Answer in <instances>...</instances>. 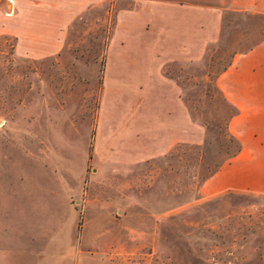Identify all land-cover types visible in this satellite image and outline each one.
Listing matches in <instances>:
<instances>
[{"label":"rangeland","instance_id":"1","mask_svg":"<svg viewBox=\"0 0 264 264\" xmlns=\"http://www.w3.org/2000/svg\"><path fill=\"white\" fill-rule=\"evenodd\" d=\"M262 23L120 45L111 0L55 53L0 33V264H264V194L199 192L237 149L216 77Z\"/></svg>","mask_w":264,"mask_h":264},{"label":"crops","instance_id":"2","mask_svg":"<svg viewBox=\"0 0 264 264\" xmlns=\"http://www.w3.org/2000/svg\"><path fill=\"white\" fill-rule=\"evenodd\" d=\"M110 1L10 0L0 33L14 37L17 53L31 56L55 53L72 43L84 15L99 6L107 7ZM113 3L117 5L118 28L125 30L120 45L134 42L170 50L175 43L172 51L189 49L192 36L217 33L226 15L236 13L260 16L264 29V0H113ZM216 85L237 110L228 121V130L241 148L204 180L200 195L207 198L229 191L264 194V34L251 47L233 54L216 77ZM24 243L21 240L18 245ZM22 249L21 255H32L27 254V248Z\"/></svg>","mask_w":264,"mask_h":264},{"label":"trees","instance_id":"3","mask_svg":"<svg viewBox=\"0 0 264 264\" xmlns=\"http://www.w3.org/2000/svg\"><path fill=\"white\" fill-rule=\"evenodd\" d=\"M232 108H233V114H232V116H233L236 113L237 110L234 107H232ZM234 139L236 140V147H237L235 154H237L240 151L241 147H240V143L238 142V140L236 138H234Z\"/></svg>","mask_w":264,"mask_h":264}]
</instances>
